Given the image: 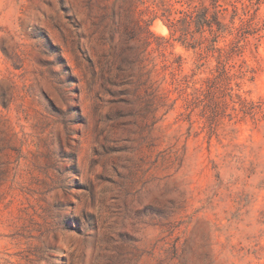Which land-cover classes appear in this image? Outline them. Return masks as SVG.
<instances>
[{"label": "rangeland", "instance_id": "rangeland-1", "mask_svg": "<svg viewBox=\"0 0 264 264\" xmlns=\"http://www.w3.org/2000/svg\"><path fill=\"white\" fill-rule=\"evenodd\" d=\"M0 264H264V0H0Z\"/></svg>", "mask_w": 264, "mask_h": 264}]
</instances>
